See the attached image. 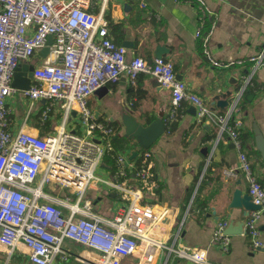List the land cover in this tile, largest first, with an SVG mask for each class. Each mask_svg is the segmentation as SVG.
Segmentation results:
<instances>
[{"label": "built area", "instance_id": "obj_1", "mask_svg": "<svg viewBox=\"0 0 264 264\" xmlns=\"http://www.w3.org/2000/svg\"><path fill=\"white\" fill-rule=\"evenodd\" d=\"M90 1L0 0V248L7 258L23 253L32 264H53L58 257L67 259L78 245L88 256L75 258L87 264H122L129 257L134 258L133 264H151L163 248L197 264H214L204 249L177 242L179 227L170 236L171 245L166 244L171 209L143 200V190L156 181L148 148L138 149L137 164L123 151H115L110 176L95 174L103 158L114 151V130L95 118L88 98L122 74L134 84L141 73L152 75L170 92L168 121L176 118L177 107L189 102L198 121H213L218 134L225 133L236 147L238 167L248 180L247 193L259 206L246 220L245 231L252 247L263 246L255 222L264 211V180L254 175L241 150L242 121L233 117L239 107L232 103L223 111L211 108L176 76L166 57L127 58L126 47L109 34L103 15L108 0H100L97 13L87 8ZM180 1L195 7L199 23L195 35L208 54L213 22L206 31L201 28L211 9L204 0ZM50 35L48 53L33 64L28 87L12 85L19 63L38 52ZM209 59L216 66L244 61ZM247 60L264 67V49ZM248 81L245 76L242 90ZM18 90L28 108L15 125L9 99ZM37 101L43 103L34 108ZM56 117L59 121L54 122ZM225 172L232 174L233 169ZM104 189L115 191L118 198L110 216L94 210L95 198L84 197L87 191ZM227 224L218 221L212 232L213 243L223 250L229 245Z\"/></svg>", "mask_w": 264, "mask_h": 264}, {"label": "crops", "instance_id": "obj_2", "mask_svg": "<svg viewBox=\"0 0 264 264\" xmlns=\"http://www.w3.org/2000/svg\"><path fill=\"white\" fill-rule=\"evenodd\" d=\"M204 1L212 11L201 28L206 31L213 22L207 41L209 56L203 50L201 38L195 35L199 23L191 3L180 0H108L103 15L108 20L112 39L126 47L127 58L139 55L152 60L160 54L172 61L176 76L211 108L223 111L236 103L239 109L233 117L242 121L241 150L246 154L254 175L264 180V67L247 60L264 49V0ZM100 6V0H91L87 8L97 13ZM42 56L38 51L22 63L35 64ZM209 57L223 63L237 59L244 61L216 66ZM245 76L249 81L242 90ZM105 86L106 91L91 94L88 103L93 113L97 112L96 119L118 127L112 134L116 139L113 145L119 148L116 151H123L136 164L140 147L131 135L135 125L153 120L163 122V131L147 147L151 151V171L156 181L154 186L143 190V200L171 209L166 244L171 245L170 236L179 227L177 242L204 249L211 263L264 264V245L252 247L251 237L245 231L246 220L258 208L245 212L242 208L230 206L232 191L239 188L242 193H247L248 180L238 167V150L227 135L218 134L213 121H198L195 107L189 102L177 107L176 118L168 121L172 108L170 92L160 87L150 74H139L134 84L122 74L116 82ZM218 99H226L227 105L219 106ZM10 101L11 98L9 104L12 105ZM42 103L39 101L38 107ZM23 115L14 113L13 107L15 125ZM56 121L59 117L54 119ZM133 151L136 154L131 157ZM113 163L114 160L104 157L98 167L100 175L109 177L114 169ZM228 169H233V173L226 174ZM103 195L112 200L110 206L102 210L98 203H102ZM94 203L96 212L110 216L118 198L115 191L104 189ZM220 220L231 224L227 227L231 231L228 250L212 241L213 229ZM255 223L257 238L264 242V211L260 212ZM72 251L67 259L58 257L53 264H87L75 258L76 255L88 256L83 247L75 245ZM134 261L129 257L122 264H133ZM0 264L32 263L23 253H14L7 258L0 248ZM151 264L197 263L175 256L173 252L168 254L163 248Z\"/></svg>", "mask_w": 264, "mask_h": 264}, {"label": "water", "instance_id": "obj_3", "mask_svg": "<svg viewBox=\"0 0 264 264\" xmlns=\"http://www.w3.org/2000/svg\"><path fill=\"white\" fill-rule=\"evenodd\" d=\"M52 41V36H48L46 44L41 47L39 50L41 55L45 56L48 53L49 50V44ZM157 56H161L160 54H157ZM33 64H26V63H19V66L16 68L12 85L18 87V88H26L28 87L30 83V78L32 74ZM106 86L102 85L98 87L94 93L100 94L104 91H106ZM217 104L219 106H226L227 100L226 99H218ZM94 116H97V112H94ZM163 131V122L162 121H156L153 120L152 122L148 124H142L138 123L135 125L134 130L132 131V136L135 137L139 143V147L147 148L153 141L160 135V133ZM136 154V151H133L131 154V157ZM230 206L233 208H242L245 212H249L252 209H257L259 206L252 202L251 197L248 193H242L241 189L236 188L232 191L231 195V201ZM245 215V214H244ZM231 224H227L225 232L229 234L231 231L230 229H227V227H230ZM239 228H242V224H239Z\"/></svg>", "mask_w": 264, "mask_h": 264}, {"label": "rangeland", "instance_id": "obj_4", "mask_svg": "<svg viewBox=\"0 0 264 264\" xmlns=\"http://www.w3.org/2000/svg\"><path fill=\"white\" fill-rule=\"evenodd\" d=\"M10 103L13 105L14 107V113H17V114H25L26 111H27V108H28V101L25 100L22 96H21V93L20 91L18 90L12 97H11V101ZM40 104H39V101L35 102L34 103V108L38 107ZM99 168L96 169L95 171V174H98L100 175L99 173ZM98 192H90V191H87L84 195V197H89L91 199H94L96 198V196H98ZM111 200L110 198H108V196L106 195H103V198H102V203H98L99 204V207L103 210L104 208H108L106 206H110V203H111Z\"/></svg>", "mask_w": 264, "mask_h": 264}, {"label": "trees", "instance_id": "obj_5", "mask_svg": "<svg viewBox=\"0 0 264 264\" xmlns=\"http://www.w3.org/2000/svg\"><path fill=\"white\" fill-rule=\"evenodd\" d=\"M108 124L112 126L114 131H117V129H118L117 126L113 125L111 122H108ZM115 141H116V139L112 136V142L114 143ZM117 149H119V148L114 144V151L112 152V154H110V155L107 154L105 157H107L108 160H112L113 161L114 160V154H115V151Z\"/></svg>", "mask_w": 264, "mask_h": 264}]
</instances>
